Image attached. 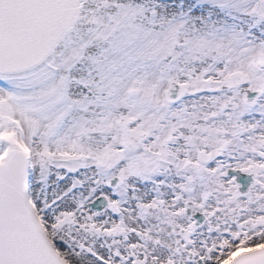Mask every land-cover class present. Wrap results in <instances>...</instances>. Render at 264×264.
Segmentation results:
<instances>
[{"label": "snow or ice", "instance_id": "6c2138e0", "mask_svg": "<svg viewBox=\"0 0 264 264\" xmlns=\"http://www.w3.org/2000/svg\"><path fill=\"white\" fill-rule=\"evenodd\" d=\"M0 264H264V0H0Z\"/></svg>", "mask_w": 264, "mask_h": 264}]
</instances>
